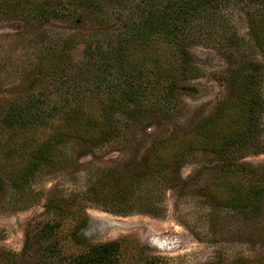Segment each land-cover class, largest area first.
<instances>
[{"label":"trees","instance_id":"16d2710c","mask_svg":"<svg viewBox=\"0 0 264 264\" xmlns=\"http://www.w3.org/2000/svg\"><path fill=\"white\" fill-rule=\"evenodd\" d=\"M229 6L244 10L250 39L264 53V0H0V19L23 20L38 29L55 20L86 19L92 24V30L79 37L83 59L72 54L75 37L46 39L35 62L36 83L2 109L0 191L8 184L18 191L26 188L41 169L57 162L69 138L101 145L169 110L177 92L199 74L191 47L207 45L226 60L236 57L239 38L222 20ZM236 63L228 79V98L193 134L215 161L217 175L205 196L226 210L250 212L263 205L264 169L244 162L239 154L260 146L264 64ZM38 128L50 132L33 144L26 134ZM155 148L142 167L106 168L84 193L74 195V202L46 200L45 208L54 217L36 234L40 252L47 255L42 264H58L55 258L62 256L64 264L156 263L149 255L135 258L127 253L129 237L91 243L80 234L88 218L83 202L120 215L154 209L152 199L139 196L146 189L142 185L149 177H164L173 167L152 163V157H158ZM187 148L174 152L173 160ZM174 169L167 178L182 183L179 168ZM67 221L69 254L61 237ZM232 264L253 262L237 258Z\"/></svg>","mask_w":264,"mask_h":264},{"label":"rangeland","instance_id":"374dc122","mask_svg":"<svg viewBox=\"0 0 264 264\" xmlns=\"http://www.w3.org/2000/svg\"><path fill=\"white\" fill-rule=\"evenodd\" d=\"M222 14L226 28L239 38L236 57L226 60L207 45L191 47L199 74L177 92L178 98L169 110L124 129L101 145L69 138L61 146L57 162L41 169L26 188L18 191L8 184L0 191V264H42L47 255L40 252L36 234L54 217L45 208L46 200L61 197L74 202V195L84 193L106 168L128 171L144 166L155 144L160 159L154 156L152 163L173 167L164 171V177H149L142 185L146 189L139 196L152 199L154 209L120 215L83 202L88 218L81 236L91 243L129 237L124 246L127 253L135 258L149 255L155 258V264H232L237 258L264 264V201L250 212L212 204L205 188L217 175L212 169L215 161L200 149L193 134L195 127L228 98V79L236 62L254 60L264 64V53L250 39L244 10L229 6ZM80 21L55 20L38 29L23 20L0 19V113L36 83L35 62L48 40L75 37L72 54L83 59L84 44L79 37L89 33L92 24L86 19ZM262 95L264 98V80ZM260 124L258 150L239 155L244 162L264 169V112ZM49 132L38 128L26 137L34 144ZM186 147L184 154L173 160L172 154ZM174 166L179 168L182 183L179 180L174 184L167 178L174 175ZM68 226L69 221L61 232L67 254L72 251L71 240L65 238ZM55 262L64 264L63 256L56 257Z\"/></svg>","mask_w":264,"mask_h":264}]
</instances>
